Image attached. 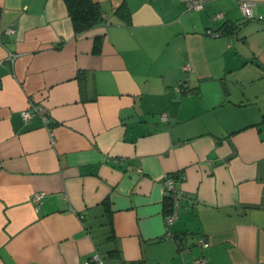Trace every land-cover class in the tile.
Wrapping results in <instances>:
<instances>
[{
    "label": "crops",
    "instance_id": "1",
    "mask_svg": "<svg viewBox=\"0 0 264 264\" xmlns=\"http://www.w3.org/2000/svg\"><path fill=\"white\" fill-rule=\"evenodd\" d=\"M93 2L0 0V264H264V0Z\"/></svg>",
    "mask_w": 264,
    "mask_h": 264
},
{
    "label": "built area",
    "instance_id": "2",
    "mask_svg": "<svg viewBox=\"0 0 264 264\" xmlns=\"http://www.w3.org/2000/svg\"><path fill=\"white\" fill-rule=\"evenodd\" d=\"M181 3L184 5L185 11H199L203 9L204 5L209 0H180ZM252 7L253 4L247 1H242L240 3V9L241 13L243 15V18L246 20H251L253 18L252 14ZM13 30L8 29L7 34L12 33ZM184 71H187L189 69L188 65L184 66ZM176 92H179V88H175ZM31 107L29 110L23 111L21 116L24 121H27L28 119L38 116L45 126H47L50 129V118L47 109L42 104H30ZM160 119L162 121L168 120V115L166 113L160 115ZM54 142V141H53ZM162 191L163 196L165 199H168L170 202V209L169 212L164 217V224L165 226H170L178 216V209L180 206V201L183 197V193L178 188L177 181L175 180L174 175H166L163 177L162 180ZM43 193H36L33 196V202L38 203L39 200L43 197ZM198 245L202 248H207L209 246L208 241L201 237L197 241ZM90 260L95 264H102L101 258L94 254ZM89 260V261H90ZM194 264H206L205 258L200 256L194 259Z\"/></svg>",
    "mask_w": 264,
    "mask_h": 264
},
{
    "label": "trees",
    "instance_id": "3",
    "mask_svg": "<svg viewBox=\"0 0 264 264\" xmlns=\"http://www.w3.org/2000/svg\"><path fill=\"white\" fill-rule=\"evenodd\" d=\"M71 20L72 28L75 34L84 33L99 26L102 22V13L99 6L93 0H63ZM229 33H232L233 27L229 26ZM100 39L95 38L93 43V53H98ZM176 176V175H175ZM167 213L170 209V202L165 200Z\"/></svg>",
    "mask_w": 264,
    "mask_h": 264
}]
</instances>
